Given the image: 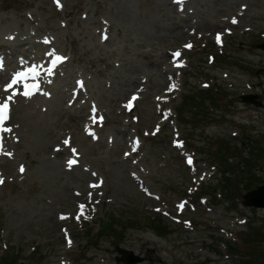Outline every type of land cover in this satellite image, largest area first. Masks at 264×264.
Instances as JSON below:
<instances>
[{"label":"rangeland","instance_id":"374dc122","mask_svg":"<svg viewBox=\"0 0 264 264\" xmlns=\"http://www.w3.org/2000/svg\"><path fill=\"white\" fill-rule=\"evenodd\" d=\"M0 31L17 37L0 65V264H126L120 247L138 264H229L228 241L254 237L264 257V209L243 183L232 211L213 164L220 143L240 164L253 149L264 181V107L241 99L264 102V0H0ZM53 52L39 93L5 91Z\"/></svg>","mask_w":264,"mask_h":264},{"label":"trees","instance_id":"16d2710c","mask_svg":"<svg viewBox=\"0 0 264 264\" xmlns=\"http://www.w3.org/2000/svg\"><path fill=\"white\" fill-rule=\"evenodd\" d=\"M202 93H205L207 90H200ZM220 94L219 88H217L214 91H210V93H207V99L212 100L214 103L218 99V95ZM190 97H186V101ZM205 99V97H203ZM183 107H186V104L183 105ZM180 116H182V111H180ZM181 120H184V117H181ZM246 135V137H248ZM257 141H261V139H257ZM253 142L251 140V137H249V143ZM226 145V144H225ZM221 147V146H220ZM255 147V146H253ZM253 149H251V155H247L243 157V162L240 164L239 161L237 163L231 159L233 155L238 154V152L234 150V147L231 149L227 146L220 150H216V153L213 154L214 165H221L223 168L221 169L222 176L220 177L221 186L224 190L225 198L227 199L226 202H232L234 203V199L240 195V189L241 185L243 183L245 188L243 190H249L254 188L257 184H253L254 180H262L261 177H259L254 171H253ZM260 155V154H259ZM233 160V161H232ZM244 163L246 165L244 166ZM218 167V166H217ZM244 169H247L245 171ZM256 174V175H255ZM235 176H238V178H235ZM263 181H260V184H262ZM259 184V185H260ZM217 188L215 187L214 190ZM157 232L160 233V225H156ZM228 253L236 258H230L229 264H262L264 262V257H260L257 252H260L261 249L259 247H248L247 249L239 247L238 244L229 242L228 243ZM18 255V254H17Z\"/></svg>","mask_w":264,"mask_h":264},{"label":"snow or ice","instance_id":"6c2138e0","mask_svg":"<svg viewBox=\"0 0 264 264\" xmlns=\"http://www.w3.org/2000/svg\"><path fill=\"white\" fill-rule=\"evenodd\" d=\"M177 3H182V0H177ZM235 22V21H233ZM105 39L107 38L106 36L104 37ZM217 39L219 40V35L217 37ZM47 42V41H46ZM190 47V46H189ZM49 55H53L55 56V61H62L64 58L60 57L58 55H56L54 52L53 53H49ZM175 56H179L180 53L177 52L174 54ZM54 61V63H55ZM29 73L31 74L32 79H36L37 75H38V71L36 68L30 69ZM29 73H17L16 76L10 81V83H8L5 86V91H9L11 89H13L14 85H16L18 82H20L21 80L27 79L29 76ZM50 74V73H49ZM26 88L28 87L27 85L25 86ZM32 87H35L38 90V86L37 85H33ZM15 94V93H14ZM30 93L28 91H25L24 95H29ZM132 99H135V97H133ZM12 100V96H8L5 100L0 101V131H10V129L7 128H3V124L5 122V120L8 118V113L10 111V107H9V102ZM65 144L68 145L69 141H65ZM0 151H2V144H0ZM75 153V149L72 150ZM74 161H69V165L71 166V164ZM189 163H191V160L189 159ZM21 171H23V166H21ZM3 180L0 179V183H2ZM81 209V214L82 211L84 209V205H80L79 206ZM179 208H183V204L178 206ZM63 218V217H62ZM80 218V214L77 215V219ZM71 244V241L69 240V245Z\"/></svg>","mask_w":264,"mask_h":264},{"label":"water","instance_id":"95a60500","mask_svg":"<svg viewBox=\"0 0 264 264\" xmlns=\"http://www.w3.org/2000/svg\"><path fill=\"white\" fill-rule=\"evenodd\" d=\"M264 47V44L260 45ZM256 95H245L243 99L248 102H254L257 105H262V102L256 101ZM245 205L247 206H256V207H264V185L257 187L249 191L245 196ZM119 252L122 256L118 257L119 261H124L127 264H134L138 262L144 261V258L141 255L136 254L133 250L119 248Z\"/></svg>","mask_w":264,"mask_h":264},{"label":"bare ground","instance_id":"6f19581e","mask_svg":"<svg viewBox=\"0 0 264 264\" xmlns=\"http://www.w3.org/2000/svg\"><path fill=\"white\" fill-rule=\"evenodd\" d=\"M8 34V36L7 35H4V33H2L1 31H0V38L1 39H3L4 38V40H6V41H4V42H0V60H3L4 58V60L3 61H5L4 62V64H10L11 62L8 60L9 59V57H10V53H12L14 50H16L17 49V39H15V37H16V34H14V33H7ZM10 34V35H9ZM17 38V37H16ZM24 41V40H23ZM7 58V59H6ZM25 62H27V61H25ZM32 63H30L29 65H31ZM28 66V65H27ZM15 72V71H14ZM4 78V74L1 72V70H0V81L1 80H4L3 79ZM3 93L4 92H2L1 91V89H0V96H2L3 95ZM80 94V92L78 91V93H77V95H79ZM78 97V96H77ZM12 115V114H11ZM10 119H12V116H10ZM70 159H71V157H70ZM155 239L156 240H159V237H155Z\"/></svg>","mask_w":264,"mask_h":264}]
</instances>
